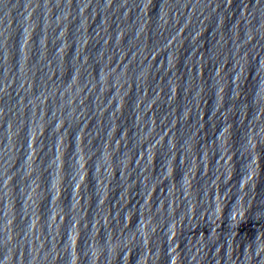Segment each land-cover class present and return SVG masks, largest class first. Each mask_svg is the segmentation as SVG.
<instances>
[{"label":"water","instance_id":"obj_1","mask_svg":"<svg viewBox=\"0 0 264 264\" xmlns=\"http://www.w3.org/2000/svg\"><path fill=\"white\" fill-rule=\"evenodd\" d=\"M0 264H264V0H0Z\"/></svg>","mask_w":264,"mask_h":264}]
</instances>
